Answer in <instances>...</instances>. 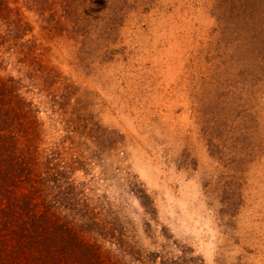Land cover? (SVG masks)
Returning a JSON list of instances; mask_svg holds the SVG:
<instances>
[{
    "label": "rangeland",
    "instance_id": "obj_1",
    "mask_svg": "<svg viewBox=\"0 0 264 264\" xmlns=\"http://www.w3.org/2000/svg\"><path fill=\"white\" fill-rule=\"evenodd\" d=\"M0 134L92 264H264V0H0Z\"/></svg>",
    "mask_w": 264,
    "mask_h": 264
},
{
    "label": "trees",
    "instance_id": "obj_2",
    "mask_svg": "<svg viewBox=\"0 0 264 264\" xmlns=\"http://www.w3.org/2000/svg\"><path fill=\"white\" fill-rule=\"evenodd\" d=\"M18 181L0 166V264H92L93 251L69 226L17 195Z\"/></svg>",
    "mask_w": 264,
    "mask_h": 264
}]
</instances>
